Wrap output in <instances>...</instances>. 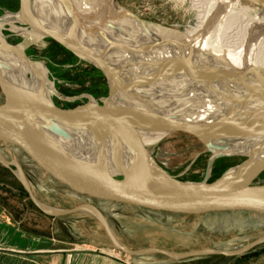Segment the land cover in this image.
<instances>
[{
    "label": "bare ground",
    "instance_id": "obj_1",
    "mask_svg": "<svg viewBox=\"0 0 264 264\" xmlns=\"http://www.w3.org/2000/svg\"><path fill=\"white\" fill-rule=\"evenodd\" d=\"M195 1L200 26L187 32V40L177 31L132 19L112 0H37L32 7L43 22L64 35L69 30L74 33L72 23L84 16L83 27L92 28L88 41L112 64L123 66L116 94L121 102L114 109L116 115L150 128L165 127L181 115L191 117L192 122L197 118H222L225 122L200 128L199 138L213 150V157L243 155L254 164L264 159V91L240 92L230 81L239 77L256 86L264 83V10L245 0ZM8 14L6 19H0V27L20 28L18 35L24 40L18 47L21 52L46 39L29 25L21 8ZM115 26L123 30L117 32ZM0 60L8 76L25 91L51 96L52 84L42 64L11 57L1 42ZM177 63H181L185 76L174 68ZM197 65L198 69L220 66L227 72L217 74L211 82L185 81L196 73ZM244 130L254 135L239 139ZM68 132L73 139L67 145L74 156L113 174L122 171L110 144L103 150L98 137Z\"/></svg>",
    "mask_w": 264,
    "mask_h": 264
},
{
    "label": "water",
    "instance_id": "obj_2",
    "mask_svg": "<svg viewBox=\"0 0 264 264\" xmlns=\"http://www.w3.org/2000/svg\"><path fill=\"white\" fill-rule=\"evenodd\" d=\"M20 1V8L26 13L32 28L46 38L54 40L80 60L92 64L104 74L109 88V96L102 106L98 104L94 106L90 103L76 110H66L58 107L52 101L51 96H36L25 91L8 76L5 64L0 60V89L4 95V103L0 105V142L21 149L54 180L74 192L92 199L187 216L215 212L264 214V184H254L255 179L264 172V159L251 164L248 163V158L247 161L229 169L213 182H192L182 181L171 176L158 163L150 149L151 146L178 132L192 134L203 142L198 136L200 128L212 122H225L224 119L197 118L192 122L191 117L181 115L162 128H150L127 122L125 118L114 113L117 104L116 94L121 85L124 68L120 64H112L92 42L88 41L87 36L90 35L89 31L92 28L83 27L84 16H79L72 23L71 29L74 33L69 30L64 35L33 13L32 5L37 0ZM245 1L264 10V0ZM125 13L138 22L152 23L155 27H162L127 11ZM113 28L117 32L123 30L121 26ZM2 29L3 27H0V42L9 51L11 57L33 64H41L30 59L25 54V50L21 52L18 49L19 46L10 44ZM174 48L175 46L172 47V49ZM186 63L190 64V62ZM198 66L194 67L196 73L189 75L185 81L191 83L211 82L215 80L217 74L224 75L227 72L224 67L220 66L206 65L200 66L199 69ZM174 68L182 76H185L181 63H177ZM230 82L240 92L259 89L264 91V83L256 86L245 83L239 77H233ZM72 130L98 137L101 147H104L103 150L110 144L109 146L113 147L114 160L122 171L113 174L99 165L74 156L72 149L67 145L68 141L73 139L68 132ZM253 135V132L244 130L239 134V139H248ZM0 163L9 169L16 168L15 175L22 182L32 202L44 214L57 218L79 212L90 213L102 224L113 245L130 256L161 254L171 259L208 255L240 256L252 248L264 244L263 237L233 252L216 249L181 253L159 248L128 250L118 243L104 214L98 208L91 204H83L67 210L48 208L35 198L28 178L17 161L6 160L0 154Z\"/></svg>",
    "mask_w": 264,
    "mask_h": 264
},
{
    "label": "rangeland",
    "instance_id": "obj_3",
    "mask_svg": "<svg viewBox=\"0 0 264 264\" xmlns=\"http://www.w3.org/2000/svg\"><path fill=\"white\" fill-rule=\"evenodd\" d=\"M114 2L143 20L179 32L186 40L187 32L200 26L195 0ZM20 7V0H0V19H6L8 12L17 13ZM19 29L3 26V34L14 46L24 44L23 38L18 35ZM24 52L45 68L53 89L51 99L58 107L76 110L89 105L91 101L102 106L108 98L109 88L104 74L54 40L46 38L40 45L30 44ZM120 102L121 98L118 97L116 105ZM3 103L4 95L0 89V105ZM150 149L158 163L171 176L182 181L213 182L229 169L248 160L243 155L213 157L212 149L196 136L184 132L175 133ZM0 154L6 160L17 161L22 166L35 198L42 205L57 210L73 209L83 204L95 206L104 214L118 243L128 250L159 248L181 253L216 249L233 252L264 237V214L261 213L215 212L187 216L96 200L80 195L54 180L17 147L0 142ZM9 170L11 173L0 169V173L4 174L6 180L19 186L25 200L24 210H36L39 213L40 210L15 175L16 168L11 167ZM254 184H264V172L255 179ZM58 219L62 221L58 220V224L54 225L58 237L68 240L70 244H78V248L85 249V254L110 256L118 264H236L237 260L236 256L224 255L185 259H171L161 254L130 256L113 245L102 224L92 214L79 212ZM259 246L245 254H252ZM70 248L74 247L70 245Z\"/></svg>",
    "mask_w": 264,
    "mask_h": 264
},
{
    "label": "crops",
    "instance_id": "obj_4",
    "mask_svg": "<svg viewBox=\"0 0 264 264\" xmlns=\"http://www.w3.org/2000/svg\"><path fill=\"white\" fill-rule=\"evenodd\" d=\"M0 169L11 173L2 164ZM24 209L19 186L0 173V264H118L110 256L85 254L78 244L58 237L54 225L62 223L60 217ZM236 257V264H264V244Z\"/></svg>",
    "mask_w": 264,
    "mask_h": 264
},
{
    "label": "flooded vegetation",
    "instance_id": "obj_5",
    "mask_svg": "<svg viewBox=\"0 0 264 264\" xmlns=\"http://www.w3.org/2000/svg\"><path fill=\"white\" fill-rule=\"evenodd\" d=\"M2 31H3V29H2ZM14 33V32H13Z\"/></svg>",
    "mask_w": 264,
    "mask_h": 264
}]
</instances>
